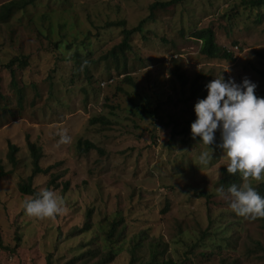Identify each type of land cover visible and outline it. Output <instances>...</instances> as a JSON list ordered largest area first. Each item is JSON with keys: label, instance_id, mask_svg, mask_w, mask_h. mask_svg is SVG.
<instances>
[{"label": "rangeland", "instance_id": "374dc122", "mask_svg": "<svg viewBox=\"0 0 264 264\" xmlns=\"http://www.w3.org/2000/svg\"><path fill=\"white\" fill-rule=\"evenodd\" d=\"M153 1L37 0L0 21V165L6 172L0 175V240L9 247H0V264H140L153 251L158 263L222 264L225 258L264 264V252H256L257 242L264 246L263 217H241L228 207L216 192L227 165L219 142L208 149L190 133L193 106L207 94L190 97L195 78L206 85L228 67L226 80L247 78L256 84L255 95L264 97V12L246 14L242 0H186L158 9L131 36L124 74L106 68L107 60L91 65L88 76L76 73V52L99 60L122 40L120 29L104 28L107 21L123 19L132 28L148 17ZM233 7L239 15L230 18ZM258 14L260 25L247 18ZM97 26L98 36L90 35ZM207 26L234 53L233 62L200 53L191 32ZM172 57L187 84L172 75ZM135 102L154 113L143 114ZM96 116L108 123L91 122ZM60 131L69 142L59 143ZM80 138L100 150L79 153ZM28 140L42 146L41 166L53 165L33 185L64 200L63 211L51 218L23 209L33 197L18 189L32 171ZM9 142L18 146L16 167L8 160ZM202 150L212 157L206 166L197 159ZM51 174L61 175L58 188L49 186ZM86 221L88 231L75 230ZM114 222L112 242L107 233ZM111 250L115 258L103 263Z\"/></svg>", "mask_w": 264, "mask_h": 264}, {"label": "clouds", "instance_id": "9594fccd", "mask_svg": "<svg viewBox=\"0 0 264 264\" xmlns=\"http://www.w3.org/2000/svg\"><path fill=\"white\" fill-rule=\"evenodd\" d=\"M222 71L205 85L206 96L197 99L193 106L195 119L190 133L198 144L210 149L218 130L222 158L227 159L228 174L239 173L244 181L232 183L216 192L225 198L228 207L238 216L255 219L264 217V196L256 190L248 178L256 182L264 180V97L255 95L256 84L244 78L237 83L231 76L226 80ZM59 143H67L70 137L64 131L58 133ZM208 151H201L197 159L201 165L211 160ZM64 200L55 191L41 188L38 193L23 201L28 216L51 218L63 211Z\"/></svg>", "mask_w": 264, "mask_h": 264}, {"label": "trees", "instance_id": "16d2710c", "mask_svg": "<svg viewBox=\"0 0 264 264\" xmlns=\"http://www.w3.org/2000/svg\"><path fill=\"white\" fill-rule=\"evenodd\" d=\"M37 0H9L8 2L3 3L0 5V21L6 22L8 21L15 12L27 8L29 5L34 4ZM186 0H155L149 5V15L148 17L142 18L138 24L132 28L127 27V23L123 19L119 20H109L105 23L104 28H118L120 29V32L122 34V40L114 44L112 47L107 48V52L102 59H94L89 56V58H81L80 54L78 52L74 55L75 63L77 64L76 73L78 75L82 74V72L88 76L90 72V66L97 64L100 60H107L111 61L108 65H106V68L113 69L119 74H124L122 72H126L128 69V55L126 54L127 50L131 49L130 39L131 36L136 32H142L144 28V24L147 22L148 19H152L154 17V12L158 9H167L169 7H177L179 6V3H182ZM242 3H244L245 6V12L252 14V11H258V12H264V0H242ZM263 10V11H262ZM250 11V12H248ZM237 15H239V10L233 7L232 11L229 12V17L234 18ZM247 18L253 19L254 23L256 25H260L262 23L261 17L258 14L257 18L253 16H247ZM97 31L96 33H93L90 31V35L98 36L100 27H96ZM191 36H193L196 40L200 41V53L207 58L210 59H221L225 61L233 62L235 60L234 53L230 50H228L226 47L219 45L216 41V34L212 27L207 26L203 28L194 29L191 32ZM90 36H87L86 38H89ZM173 63V68L171 70L172 75H174L178 81L181 84H187L189 79L186 77L184 68L180 63H178V59L172 57L171 58ZM113 61V62H112ZM13 62V61H11ZM11 66L12 63H9ZM11 73L13 75V81L15 79V70L11 69ZM114 78V77H109ZM197 78H195L191 82V88H190V97H198L203 94H206L205 85L204 84H198ZM124 81L130 84L134 83V80L130 76L124 77ZM132 100V99H131ZM133 101V100H132ZM159 106V105H157ZM135 108L138 111H141L143 114H153L154 111L151 110V106L146 103H136L135 102ZM134 113V112H133ZM91 122H102V124L108 123V119L104 116H96L91 118ZM186 129V128H185ZM188 131V130H185ZM174 135L177 133V131H173ZM185 135L187 133L185 132ZM199 138V137H198ZM220 137H216L215 142H219ZM76 147L78 149V152L83 154L87 153L92 149H98L100 150V147L97 146L96 143L89 139H78ZM28 148L30 150L31 154V160H32V171L31 174L25 178L22 179L21 182L18 185V189L23 194H28L31 196H35L38 193V190L33 185L34 178L36 175L40 173H48L50 169L53 167V165H50L46 168L42 167L40 164V161L42 157L44 156L43 148L41 145L32 142L31 140H28ZM18 151V146L9 142V151H8V160L11 162V164L16 167L18 164V159L16 157V153ZM222 171V177L219 179L222 185L228 186L232 183H236L237 185L242 183V177L239 173L237 174H228L226 171V166H223L221 168ZM6 172L3 168V166L0 165V175H5ZM61 178L60 174H51V178L48 181L49 186H54L55 188H58L60 186V183L57 181ZM253 180V179H252ZM253 184V183H252ZM69 182H65L63 189L66 190L68 188ZM48 186V187H49ZM254 186V185H253ZM256 190L260 193L261 196H264V181H261L258 185L254 186ZM263 226H264V217L262 218ZM90 222L86 221L83 227H78L75 230H78L79 233H83L89 230L90 228ZM116 230V223L114 222L107 233L108 239L112 240V242H115L113 239V236L115 235ZM257 251H263L264 252V246L261 244V242H257ZM0 247L3 249H8V246H5L3 242L0 240ZM135 249V248H133ZM132 249V250H133ZM117 251L111 250L110 253L103 259V263H109L110 261L115 258ZM157 251H153L151 254V258L149 261H142L140 264H179L177 261H175L173 258H169L168 260H164L162 263L156 262L157 259ZM74 259H70L68 263H73ZM137 260L136 256L132 254L131 262H135ZM222 264H239V262L236 263L235 260L228 261L225 258H222L221 260ZM47 264H53L51 261L47 262Z\"/></svg>", "mask_w": 264, "mask_h": 264}]
</instances>
